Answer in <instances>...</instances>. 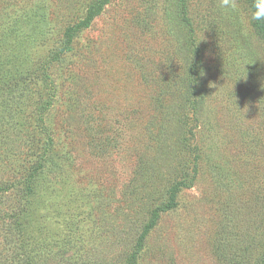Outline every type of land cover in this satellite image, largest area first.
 Listing matches in <instances>:
<instances>
[{
    "label": "rangeland",
    "instance_id": "374dc122",
    "mask_svg": "<svg viewBox=\"0 0 264 264\" xmlns=\"http://www.w3.org/2000/svg\"><path fill=\"white\" fill-rule=\"evenodd\" d=\"M237 5L0 0V264H264V38Z\"/></svg>",
    "mask_w": 264,
    "mask_h": 264
},
{
    "label": "clouds",
    "instance_id": "9594fccd",
    "mask_svg": "<svg viewBox=\"0 0 264 264\" xmlns=\"http://www.w3.org/2000/svg\"><path fill=\"white\" fill-rule=\"evenodd\" d=\"M217 7L224 13L235 11L238 7L237 0H217ZM251 19L264 22V0H253L251 6Z\"/></svg>",
    "mask_w": 264,
    "mask_h": 264
},
{
    "label": "trees",
    "instance_id": "16d2710c",
    "mask_svg": "<svg viewBox=\"0 0 264 264\" xmlns=\"http://www.w3.org/2000/svg\"><path fill=\"white\" fill-rule=\"evenodd\" d=\"M251 2L253 3V0H251ZM254 24L256 25V27L260 30L261 35L264 38V22H259V21H254Z\"/></svg>",
    "mask_w": 264,
    "mask_h": 264
}]
</instances>
